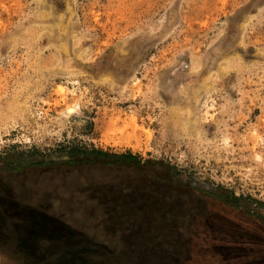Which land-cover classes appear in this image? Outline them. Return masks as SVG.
<instances>
[{
  "label": "rangeland",
  "instance_id": "1",
  "mask_svg": "<svg viewBox=\"0 0 264 264\" xmlns=\"http://www.w3.org/2000/svg\"><path fill=\"white\" fill-rule=\"evenodd\" d=\"M0 219V264H264V0H0Z\"/></svg>",
  "mask_w": 264,
  "mask_h": 264
},
{
  "label": "trees",
  "instance_id": "2",
  "mask_svg": "<svg viewBox=\"0 0 264 264\" xmlns=\"http://www.w3.org/2000/svg\"><path fill=\"white\" fill-rule=\"evenodd\" d=\"M20 219V218H18ZM18 222H22L21 219ZM2 225V220L0 219V226Z\"/></svg>",
  "mask_w": 264,
  "mask_h": 264
}]
</instances>
